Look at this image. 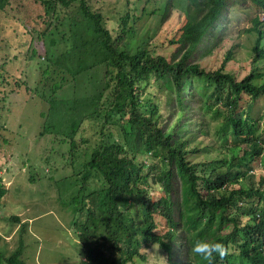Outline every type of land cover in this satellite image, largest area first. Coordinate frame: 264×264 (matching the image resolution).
I'll list each match as a JSON object with an SVG mask.
<instances>
[{"label": "trees", "instance_id": "trees-1", "mask_svg": "<svg viewBox=\"0 0 264 264\" xmlns=\"http://www.w3.org/2000/svg\"><path fill=\"white\" fill-rule=\"evenodd\" d=\"M76 1L92 21L97 38L77 48L60 44L58 52L54 50L59 46L49 47L46 54L54 66L50 68V110L73 116L70 131L65 124L69 131L65 135L73 138L70 151L81 155L88 170L84 180L94 173L103 184L78 209L82 215L86 212L75 223L84 263L146 261L140 251L144 244L158 247L168 264H264V174L258 178L255 174L259 166L264 169V123L255 117L257 105L264 100V18L259 14L264 15V0H147L139 8L132 7L131 16L124 9L117 31H110L104 15L93 11L85 0H60V4L68 7ZM247 1L257 13L251 27L244 30L253 38L249 71L240 79L225 71L234 60L233 50L214 71L193 62L195 55L210 53L220 44L221 19ZM8 2L0 0V12ZM175 9L174 19L160 36L158 49L167 53L161 54L152 42ZM150 17L157 20L155 28L139 31V23ZM53 35L50 46L59 38L56 30ZM74 61L77 66L69 64ZM80 64L84 71L106 67L105 88L88 102L58 98L56 94L65 84L59 80L58 70L73 80L81 73ZM151 76L174 83L176 98L168 101L165 111L161 101L159 106L151 105L141 98L140 89ZM191 87L200 99L197 117L201 121L196 122L194 132ZM106 90L111 100L101 131L84 138L80 130L99 113ZM112 117L123 120V143L103 141L102 128ZM214 121L218 122L216 132ZM78 133L80 138L74 140ZM199 133L210 135L220 146L206 147L203 153ZM128 135L141 153L131 152V145H126ZM78 144L87 147L75 146ZM213 148L216 156L211 159L208 150ZM153 183L160 184L163 192L157 199L148 193ZM6 191L0 180V202ZM228 227L231 231L223 234ZM198 239L223 243L227 255L221 259L214 254L206 261L192 254L191 244ZM20 254L16 251L10 263L22 264L17 259Z\"/></svg>", "mask_w": 264, "mask_h": 264}, {"label": "rangeland", "instance_id": "rangeland-1", "mask_svg": "<svg viewBox=\"0 0 264 264\" xmlns=\"http://www.w3.org/2000/svg\"><path fill=\"white\" fill-rule=\"evenodd\" d=\"M85 1L93 11L104 15L110 31H117L124 9L131 16L132 7L139 8V4L143 6L147 0H141V3L140 0ZM250 5L248 1L241 2L230 9L221 19L220 44L210 53L195 55L192 61L200 63L207 71H214L222 66L228 51L233 50L234 60L227 63L225 71L242 78L249 71L252 60L253 38L244 33L257 14ZM243 7L249 10L245 11ZM176 12L177 9L171 13L152 42V47L161 54L165 50L158 49L160 36L166 33ZM259 14L264 18L263 13ZM156 24L157 20L150 17V20L140 22L137 28L141 31L155 28ZM0 27V180L7 189L0 202V264H11L9 259L16 251L21 253L17 259L22 264H85L83 245L75 223L82 220L86 212L82 215L78 209L86 204L85 197L99 190L103 184L94 173L84 180L88 170L81 155L70 151L74 146L73 138L65 133L73 128V116L50 110L49 80L53 76L50 68L54 66L48 62L46 52L49 47L59 46L54 50L58 52L60 44L77 48L96 39L93 23L83 14L78 1L64 7L60 0H9L0 12ZM54 30L59 38L56 37V44L50 46L52 37L55 38ZM69 64L77 66V61ZM80 66L81 73H77L73 80L71 77L67 80V76L58 70L59 80L65 83L56 94L58 98L62 95L69 99L75 97L78 102H88L105 88L109 72L106 67L84 71V65ZM143 86L139 92L142 100L151 102V105H158L157 102L161 101L163 111L167 110L165 105L168 106V101L176 98L172 81L162 83L151 76ZM109 90L103 93L99 113L84 122L80 130L84 138H93L95 131L96 135L100 133L111 100ZM189 90L194 97L191 101L194 132L196 122L201 121L197 117L200 99L193 93V87ZM259 103L255 117H259L263 124L264 100ZM217 124L213 122L215 132ZM102 129L105 143L124 142L123 120L112 117ZM79 138L80 133L74 140ZM127 138L126 145H131V152L141 153L134 147L133 138L129 135ZM197 138L204 147L203 153H206V147L215 145L216 139L210 135L201 136L199 133ZM87 144L82 147L86 148ZM215 150H208L211 159L216 156ZM262 160L264 163V154ZM255 174L258 178L264 174V169L259 166ZM148 193L155 199L159 198L163 193L161 185L151 184ZM230 231L228 227L223 234ZM140 251L146 256V261L137 258L133 264H168L166 254L156 246L143 244Z\"/></svg>", "mask_w": 264, "mask_h": 264}, {"label": "clouds", "instance_id": "clouds-1", "mask_svg": "<svg viewBox=\"0 0 264 264\" xmlns=\"http://www.w3.org/2000/svg\"><path fill=\"white\" fill-rule=\"evenodd\" d=\"M190 252L201 257L206 261H209L214 254L219 258L223 259L227 255L228 249L221 242H213L206 239H198L191 244Z\"/></svg>", "mask_w": 264, "mask_h": 264}]
</instances>
